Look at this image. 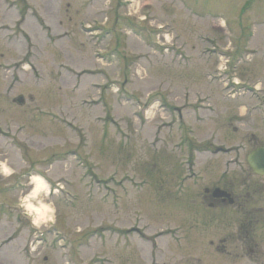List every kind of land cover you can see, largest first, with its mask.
Segmentation results:
<instances>
[{
  "label": "rangeland",
  "instance_id": "obj_1",
  "mask_svg": "<svg viewBox=\"0 0 264 264\" xmlns=\"http://www.w3.org/2000/svg\"><path fill=\"white\" fill-rule=\"evenodd\" d=\"M242 2L0 0V264H264V23ZM33 176L39 228L13 206ZM221 185L235 202L210 207Z\"/></svg>",
  "mask_w": 264,
  "mask_h": 264
},
{
  "label": "clouds",
  "instance_id": "obj_2",
  "mask_svg": "<svg viewBox=\"0 0 264 264\" xmlns=\"http://www.w3.org/2000/svg\"><path fill=\"white\" fill-rule=\"evenodd\" d=\"M260 86V84H257V88ZM0 172L6 175H11L13 170L8 168L6 162H0ZM30 182L43 185L45 192L49 187V185H47V183L43 181L42 178L36 176L31 177ZM40 191L41 189L39 187L34 188L28 196L21 200L19 205L24 215L30 218L31 223L37 228L42 225L54 223L56 213V209L54 207L37 200V196L39 195ZM31 201H36V203L34 204Z\"/></svg>",
  "mask_w": 264,
  "mask_h": 264
},
{
  "label": "flooded vegetation",
  "instance_id": "obj_3",
  "mask_svg": "<svg viewBox=\"0 0 264 264\" xmlns=\"http://www.w3.org/2000/svg\"><path fill=\"white\" fill-rule=\"evenodd\" d=\"M258 0H243L242 5L239 9L238 13V19L241 22V26L243 27H248V28H254L255 25H262L264 23V10L259 11L258 7L256 6L255 8H252L254 5H257ZM254 11V14H248V12ZM261 13V14H260ZM241 16V17H240ZM260 21V22H259ZM240 25V24H238ZM215 187H219L220 189H223L224 191L228 192L230 194V197L232 196L234 199V195L232 191L228 188L225 187V185L221 186H214L212 188H205L204 193L208 198H211L212 201L209 202V206H214L215 203H221V204H228V205H233L235 202V199L233 200V203L228 202V198H224L222 196L220 197H215L212 194V189Z\"/></svg>",
  "mask_w": 264,
  "mask_h": 264
},
{
  "label": "water",
  "instance_id": "obj_4",
  "mask_svg": "<svg viewBox=\"0 0 264 264\" xmlns=\"http://www.w3.org/2000/svg\"><path fill=\"white\" fill-rule=\"evenodd\" d=\"M247 162L252 171L258 175H264V147H258L250 152L247 157ZM212 194L215 197H226L228 198L229 203H233V199L230 197V195L219 188H215Z\"/></svg>",
  "mask_w": 264,
  "mask_h": 264
},
{
  "label": "bare ground",
  "instance_id": "obj_5",
  "mask_svg": "<svg viewBox=\"0 0 264 264\" xmlns=\"http://www.w3.org/2000/svg\"><path fill=\"white\" fill-rule=\"evenodd\" d=\"M33 185H34L33 189H34V188H37V187H39V188L42 187V185H38V184H35V183H34Z\"/></svg>",
  "mask_w": 264,
  "mask_h": 264
}]
</instances>
